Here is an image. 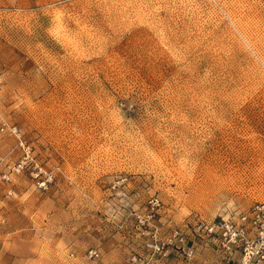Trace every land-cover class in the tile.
I'll return each mask as SVG.
<instances>
[{"label": "rangeland", "instance_id": "374dc122", "mask_svg": "<svg viewBox=\"0 0 264 264\" xmlns=\"http://www.w3.org/2000/svg\"><path fill=\"white\" fill-rule=\"evenodd\" d=\"M259 203L263 1L0 0V264H221Z\"/></svg>", "mask_w": 264, "mask_h": 264}, {"label": "built area", "instance_id": "2783aa9c", "mask_svg": "<svg viewBox=\"0 0 264 264\" xmlns=\"http://www.w3.org/2000/svg\"><path fill=\"white\" fill-rule=\"evenodd\" d=\"M12 132L16 130L12 129ZM206 233L221 258V264H264V204H256L248 212L233 218L214 221L206 227ZM162 250L163 247L158 245V254ZM196 252L190 249L186 255L193 257ZM91 256L97 255L92 253Z\"/></svg>", "mask_w": 264, "mask_h": 264}]
</instances>
